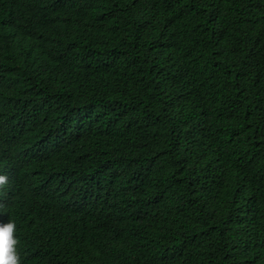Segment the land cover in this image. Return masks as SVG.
Segmentation results:
<instances>
[{
  "label": "trees",
  "instance_id": "obj_1",
  "mask_svg": "<svg viewBox=\"0 0 264 264\" xmlns=\"http://www.w3.org/2000/svg\"><path fill=\"white\" fill-rule=\"evenodd\" d=\"M0 14V223L21 264H264V0Z\"/></svg>",
  "mask_w": 264,
  "mask_h": 264
},
{
  "label": "clouds",
  "instance_id": "obj_2",
  "mask_svg": "<svg viewBox=\"0 0 264 264\" xmlns=\"http://www.w3.org/2000/svg\"><path fill=\"white\" fill-rule=\"evenodd\" d=\"M5 14H0L3 17ZM9 173L0 167V188L7 180ZM17 225L14 220L0 223V264H21V257L18 251V238L15 235Z\"/></svg>",
  "mask_w": 264,
  "mask_h": 264
}]
</instances>
